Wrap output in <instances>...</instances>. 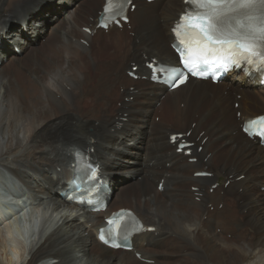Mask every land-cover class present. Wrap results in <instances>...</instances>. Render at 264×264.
Masks as SVG:
<instances>
[{"label":"bare ground","instance_id":"bare-ground-1","mask_svg":"<svg viewBox=\"0 0 264 264\" xmlns=\"http://www.w3.org/2000/svg\"><path fill=\"white\" fill-rule=\"evenodd\" d=\"M103 3L0 0V180L8 188L17 180L7 190L37 205L40 222L23 261L24 246L13 247L0 228V264H264V148L239 127L264 110L258 78L241 71L216 84L189 78L168 91L149 80L144 62L177 65L169 43L181 0L138 1L129 28L107 31L95 28ZM46 16L53 21L47 32ZM19 22L25 32L12 28ZM8 44L22 55L6 56ZM114 48L122 54L111 58ZM133 62L137 80L126 73ZM187 131L189 156L176 153L168 138ZM76 149L108 183L105 211L60 195ZM131 160L138 168L127 166ZM201 170L211 176L195 177ZM135 173L129 189L113 191L117 174ZM118 208L154 227L133 238L131 251L109 249L95 236Z\"/></svg>","mask_w":264,"mask_h":264},{"label":"snow or ice","instance_id":"snow-or-ice-1","mask_svg":"<svg viewBox=\"0 0 264 264\" xmlns=\"http://www.w3.org/2000/svg\"><path fill=\"white\" fill-rule=\"evenodd\" d=\"M184 4L187 10L171 31L175 37L173 48L186 72L150 63L154 80L163 74V82L175 89L184 85L189 75L215 79L217 73L241 68L246 74L255 71L264 77V0H184ZM130 5L131 0H106L98 27L107 28L109 23L118 25L126 20L125 12ZM249 129H256L264 137V115L248 120L244 131ZM77 157L78 161L83 159L82 152L78 151ZM74 170L80 175L78 183L73 181L76 189L84 183L88 184V190L98 184V172L92 164L78 162ZM66 198L81 206L87 203L91 211L100 210L91 199L86 201L75 195ZM106 223L108 227L100 229L99 239L113 248H129L127 241L131 235L144 230L133 214L125 210L113 214Z\"/></svg>","mask_w":264,"mask_h":264},{"label":"rangeland","instance_id":"rangeland-1","mask_svg":"<svg viewBox=\"0 0 264 264\" xmlns=\"http://www.w3.org/2000/svg\"><path fill=\"white\" fill-rule=\"evenodd\" d=\"M77 0H73V3H75ZM138 0H134L133 4L136 7ZM162 7V5H159V7ZM57 11V9H52V13H55ZM47 19L46 23H44V27L46 32L49 30L50 26L52 25L53 21L49 20V17L46 16L45 17ZM127 27L129 28V24H126ZM24 25L22 24V22L19 23H15L13 24L12 28L14 30L17 29H22L24 30V32L26 31ZM61 41H64L62 37H60ZM38 40L41 42H44V38L41 37V35L38 36ZM84 44H86V42H83ZM116 54L112 55L111 58H116L118 55L122 54L121 50H116V48H114ZM6 52V56L10 55L11 53L16 54L17 56H21V52L19 50L18 47H15L14 45L8 44V47L5 49ZM118 53V54H117ZM6 56L3 57V63L6 62ZM102 60V57H101ZM108 62H110V59L107 60ZM149 61V60H147ZM137 66L136 64L130 63V67L129 69L131 70V66ZM108 64L105 65V68H107ZM21 71L24 73V70L21 69ZM129 71V70H128ZM136 72V71H135ZM27 77V75H26ZM81 77H84V73L81 74ZM141 80H143L141 78ZM207 92L215 94L217 93V90L215 88H207L206 89ZM219 91V90H218ZM132 98L127 99L126 101H131ZM116 104V103H115ZM264 107V104L261 103ZM103 105V104H102ZM119 105V103H117V106ZM238 103L233 101L232 102V106L234 108H237ZM255 108H258V105H254ZM88 107V106H87ZM89 108V107H88ZM86 108H84L85 110ZM258 113H264V110H260ZM236 115H239V112L236 113ZM155 121H159L161 118L159 116H155L154 117ZM164 120L167 122H170L168 116L164 117ZM240 125V124H239ZM176 126V125H174ZM183 133V138L186 139V135L184 132ZM127 166H130L131 168H138V163L137 162H133V160H131ZM1 169V166H0ZM3 170V169H2ZM138 173H135L133 176L129 177V176H125L122 174H117L116 175V183L114 185V189L113 191H124L126 189H129L130 186L127 185V183L131 182L133 183L135 180H137L138 178ZM16 181V184L14 182H11V186H9L10 189H15V187L18 185L17 180L14 179ZM8 187H5V185L1 182L0 180V228H2V230L4 231V233H6L8 235V237H10L12 240V244L13 247L15 245V247H18L17 245L21 244L22 246H24V251L23 255L21 256L20 261H23L26 257H27V248L30 246V240H31V230L33 227V219L34 217L37 219H39L38 214L36 213V208L37 205L31 203V200L28 199L26 196H13L7 189H9ZM126 203V202H125ZM175 204H179L180 203H175ZM182 208H185L189 205H180ZM239 213H242L243 215H245V211L244 210H239ZM28 240V241H27ZM230 240V239H229ZM18 241V243H17ZM27 241V242H26ZM15 243V244H14ZM12 246L10 247V250H14ZM26 248V249H25ZM12 252V251H11ZM15 254V253H14ZM13 254V255H14ZM16 255V254H15ZM11 257H13L12 259L15 260L14 256L11 255ZM185 258V257H184ZM183 258V259H184Z\"/></svg>","mask_w":264,"mask_h":264}]
</instances>
